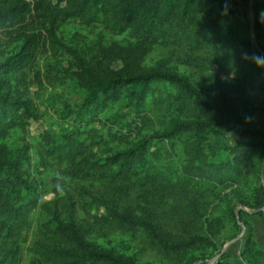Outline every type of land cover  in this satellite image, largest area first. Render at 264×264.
I'll use <instances>...</instances> for the list:
<instances>
[{
	"label": "trees",
	"instance_id": "trees-1",
	"mask_svg": "<svg viewBox=\"0 0 264 264\" xmlns=\"http://www.w3.org/2000/svg\"><path fill=\"white\" fill-rule=\"evenodd\" d=\"M249 3L0 0V39L19 41L0 60V264H21L25 231L39 202L25 191L31 185L23 173L30 154L25 148L12 150L3 138L9 129L26 128L37 118L23 84L27 68L36 72L41 45L62 57L47 80L74 91L62 100L58 114L63 124L35 134L41 159L56 158L64 166L63 176L53 177V195L40 202L26 248L29 264H154L87 238V233L106 230L140 233L163 264H196L198 252L215 250L225 237L238 235L240 219L264 215V141L245 136L221 148L211 143V131L246 116L251 99L243 97L244 89L234 93L238 82L264 92V67L251 59L264 56V46L235 22L236 8ZM263 4L254 3L257 25ZM70 18L127 33L142 44L172 43L179 49L175 58L191 66L198 80L164 60L142 65L133 49L122 46L83 55L59 39V23ZM112 54L122 58L121 66L112 64ZM202 82L212 86L206 89ZM147 127L153 131L146 132ZM111 140L122 145L111 147ZM177 140L179 159L168 146ZM98 145L103 147L99 152ZM253 176L257 184L252 189L246 181ZM64 177L73 185L67 186ZM201 182L232 188L237 202L228 203L225 216L200 191ZM213 264H264V247L250 234L240 255L223 253Z\"/></svg>",
	"mask_w": 264,
	"mask_h": 264
},
{
	"label": "rangeland",
	"instance_id": "rangeland-1",
	"mask_svg": "<svg viewBox=\"0 0 264 264\" xmlns=\"http://www.w3.org/2000/svg\"><path fill=\"white\" fill-rule=\"evenodd\" d=\"M259 1L262 0H250L249 5H239L235 12V22L256 44L259 42L264 46V22L261 20L259 25L256 24V9H254V3ZM261 11L264 13V4ZM57 33L61 42L75 48L83 55H97L102 53L107 47L110 49V46H122L124 50L133 49V53L136 54L135 61L142 65H152L164 60L168 67L180 73L189 74L192 78L198 80V76L192 71L193 68L191 66L181 64L175 58V54L179 49L172 43L156 41H150L147 44L138 43L134 37L127 33H113L101 25L87 24L78 18L61 21L57 28ZM16 42L19 41L15 40V38L13 39V37L0 39V60L6 58L18 48ZM260 57L264 58L262 54H260ZM60 58L62 59L60 55L54 54L49 48L43 45L40 46L34 64L36 72L33 69L27 68L25 82L23 84V87L25 86L27 88L34 102L37 118L32 120L26 128L15 127L9 129L3 138V142L12 150L25 148L30 154L31 157L23 173L27 176V181H30L31 185L25 191L29 189V195H36L39 198L37 207L30 214V226L25 231L23 240L25 255L21 264H29V252L26 248L29 245L36 222L39 218L40 202L43 199H49L53 195L52 189L55 188L53 177L63 176L61 172V167L64 166L63 162L47 156L43 160L35 148L37 141L35 137L36 132L45 128L47 125H53V123L63 124V120L60 119L58 114L62 107V100L69 98L71 92L74 91L71 86H60L54 80H47V73L56 74V65H59L57 63L61 62L57 59ZM108 58H110L112 64L117 63L121 66L123 63L122 58L117 57L116 54H112ZM213 70H215V67ZM201 84L206 89L212 86L204 82ZM238 84L235 89L233 87L234 93L244 89L241 91L245 94L243 97L250 98L251 102L246 109L245 117H239L234 122L220 125L216 130L211 131V143L217 145L219 148L223 147L227 142H234L236 138H243L245 136L264 141V92L243 86L239 82ZM120 106L124 109L125 102H121ZM242 130H248V132L244 133ZM102 131L105 130L103 129ZM145 131L150 132L153 129L147 127ZM108 143L114 148L122 145L118 144L120 142L116 140L108 141ZM180 145L181 141L179 140L168 144L172 155L177 159H179V156L176 153L180 151ZM102 148H100V145L96 146L98 152ZM249 179L250 181H246V183L248 187L252 188L257 184V178L253 176ZM64 182L67 186L73 185V181L69 177H64ZM262 182H264V176ZM198 187L208 199L212 200V207L213 209L215 208L216 213L222 216L227 214L228 203L233 205L235 201L237 202V199L232 198L233 192L229 191L232 189L231 187L221 188L209 182H201L198 184ZM241 206L248 211L251 210L244 204H238V209ZM80 214L83 213L79 212ZM248 219L249 222L240 219L239 224L241 228L238 235L234 238L225 237L224 241L217 243L215 250L198 252L200 259L197 260L196 264H213L223 253L236 256L240 255L243 245L250 234H253L258 243L264 247V215L256 213L248 216ZM225 229L227 230V235H230L233 228L227 222ZM86 235L88 239L102 248H111L116 252L133 255L140 262L163 264V260L158 253L144 243L142 235L138 232L106 230L104 232L93 231Z\"/></svg>",
	"mask_w": 264,
	"mask_h": 264
},
{
	"label": "clouds",
	"instance_id": "clouds-1",
	"mask_svg": "<svg viewBox=\"0 0 264 264\" xmlns=\"http://www.w3.org/2000/svg\"><path fill=\"white\" fill-rule=\"evenodd\" d=\"M261 20L264 22V13H261ZM254 63L257 64L258 67H264V63H261V61H264V58L258 57V56H253L251 57Z\"/></svg>",
	"mask_w": 264,
	"mask_h": 264
},
{
	"label": "water",
	"instance_id": "water-1",
	"mask_svg": "<svg viewBox=\"0 0 264 264\" xmlns=\"http://www.w3.org/2000/svg\"><path fill=\"white\" fill-rule=\"evenodd\" d=\"M251 7H252V5H251ZM263 208H264V206L261 207V209H263ZM243 230H244V226H243ZM239 236H240V235H239Z\"/></svg>",
	"mask_w": 264,
	"mask_h": 264
}]
</instances>
